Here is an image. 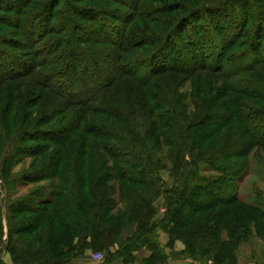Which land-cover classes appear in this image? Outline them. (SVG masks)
<instances>
[{
  "label": "trees",
  "instance_id": "obj_1",
  "mask_svg": "<svg viewBox=\"0 0 264 264\" xmlns=\"http://www.w3.org/2000/svg\"><path fill=\"white\" fill-rule=\"evenodd\" d=\"M61 1L16 0L5 9L14 22L1 21L21 41L0 28V180L8 193L0 264L2 253L11 264H67L87 249L104 253L101 264L132 263L141 249L150 252L142 264H164L159 231L169 246L183 243L173 258L240 264V249L264 240V206L243 201L236 185L264 149V0L175 5L182 17L159 0H111L112 8L67 0L58 19ZM207 72L222 85L165 83L167 74ZM25 77L43 88L35 99H26L35 85L22 95L12 83ZM130 100L142 102L140 111ZM26 106H40V116ZM136 113L146 116L145 131ZM16 121L11 133L6 123ZM228 127L240 136L214 145ZM25 160L30 168L15 172ZM156 204L165 207L160 218ZM234 204L251 212L255 235Z\"/></svg>",
  "mask_w": 264,
  "mask_h": 264
},
{
  "label": "rangeland",
  "instance_id": "obj_2",
  "mask_svg": "<svg viewBox=\"0 0 264 264\" xmlns=\"http://www.w3.org/2000/svg\"><path fill=\"white\" fill-rule=\"evenodd\" d=\"M16 2V0H14ZM67 0H62L60 2V5H59V10H58V19H60V15L65 13V9H66V2ZM71 3L75 4V5H81V6H85V7H110L112 8L113 6L115 7L116 4H114V2H112L111 0H70ZM224 2L227 4V7L232 6V7H236V5H240L242 3H245L246 0H181V1H177V0H159L158 4H155V5H161L163 7H169L170 10L172 9H176L178 8L177 6L175 5H182V3H187V4H192L190 6L192 7H196L199 3H204V2ZM13 2L12 0H0V28L1 27H4L3 25V22L2 21V17H7V19H9L11 21V23L14 22V19H15V14L14 12H6L5 9H7V7H12V8H15V5L16 3ZM118 7V6H116ZM69 12V10H67V13ZM71 12V11H70ZM71 17L75 19H77L76 16H74L71 12ZM174 17H182L184 15V13H181V11H176V12H173ZM233 15H235V12H231L230 13V16L233 17ZM162 16H165V15H162V14H158L157 17H151V18H159V17H162ZM78 20V19H77ZM89 23V22H87ZM112 24L114 22H111ZM144 23H147L146 21ZM40 23H39V20L35 21L33 26L34 28L36 29L35 31H38L39 32V28L40 27ZM87 24L86 23H82V26H86ZM149 29H151V31L153 32H150V33H153L155 34V32L157 31H154V27L152 24H149L147 23ZM142 27V26H141ZM5 29V31H9V32H4L6 33L4 35V33H2L0 31V40L2 39L1 37L4 35L7 37V39H14V40H17V41H21L20 38L18 37H15V36H11L9 35L10 32H13L14 29L13 28H3ZM70 29V28H69ZM143 29V28H142ZM159 29V28H158ZM83 31V30H82ZM70 32V30L68 31ZM42 44H38L37 46L40 47ZM2 47H6L5 46H2ZM7 53L9 55H19L20 52L19 50H17L16 48H13V47H6L5 48ZM20 51H24V54L28 53V50L27 49H20ZM26 56H28L26 54ZM30 57V56H28ZM12 58V57H11ZM224 69L226 70H233V67L232 66H227V67H224ZM200 76H186V75H179V74H167V76H165L164 78L165 79V83L167 84V86L169 87H173L175 85H178L180 86V89L181 90H194V84H193V81L196 79H199L201 81V83H204V80L205 82L207 83L208 81H210V83L213 82V84L215 83V85L217 87H220L222 85V82L223 80L218 78L217 76L215 75H212V74H208L207 73H202V74H199ZM195 77V78H194ZM199 77V78H198ZM200 77L202 79H200ZM211 79V80H210ZM15 84V86H18L20 88V92L22 95H25L26 94V91L25 89H23L22 87H27L28 86V83L29 84H33V87H34V92H31L30 95L28 94L26 96V99L28 100V98H34L37 97V91H40L42 90L43 91V88H38L39 86H36V84L32 81L31 78L29 77H25V78H21L19 80H15L14 82H12ZM52 84H55L56 82L55 81H51ZM17 90H15V92H17ZM46 91V90H45ZM35 96V97H34ZM135 99V95L133 96ZM30 99V100H31ZM245 100L246 101H250V102H253L252 99L250 98H247L245 97ZM4 101H5V98H4ZM141 102V101H140ZM139 101L137 102H134V100H130L129 103L131 104V106L133 108H135L136 111H140V105H142V102L140 103ZM186 103V102H185ZM1 104V102H0ZM3 103L0 105L2 106ZM28 105V104H27ZM44 105V103H43ZM46 108V106H45ZM43 109H44V106H43ZM46 110V109H45ZM25 111L26 112H31V115L32 117H34L35 119L40 116L41 114V107L39 106L38 108H32V107H28L26 106L25 107ZM137 115V118H136V122L138 124L139 127H142L143 126V123L144 121H146V125H144L142 127V130L145 131V129L147 128V119L145 120L146 116H144V114H138L136 113ZM145 123V122H144ZM18 121H16L14 123V125L12 124H8L6 123V126H7V129H11L12 128V132L13 133L16 129V126H18ZM16 125V126H15ZM21 128H27L26 125H21ZM240 136L239 134V129H237L236 127H231V128H225L223 129L220 134L218 135V143H215L214 145H219L221 143V141H225V142H232L234 139L238 138ZM166 150V149H165ZM164 150V151H165ZM159 154H162L163 151H160V150H157ZM29 160H25L23 163L21 164H18L15 166L14 168V171L15 172H20V171H23V170H26V169H29L30 166L28 165V162ZM249 161H250V164H249V173L246 175L245 178H242L240 179L241 181L238 182L236 185H237V194L238 196L245 202L247 203H254L255 201H259V203L264 206V149H257L254 151V153L251 154V156L249 157ZM205 165V164H204ZM161 176L164 180V185L165 186H169V184H171V178H170V175L167 171H162L161 172ZM29 188H22L19 190V193L20 194H27V192L29 191L28 190ZM8 193L7 191L5 190L4 188V185L2 183V181L0 180V201L2 202V205H3V208L5 209V206H6V203H7V200H8ZM157 208H158V218L162 217L164 212H165V207L164 206H159L158 204H156ZM233 208L232 209H235L239 212V214L241 215V217L243 219H245L246 222L249 223V226H250V230H251V235H255L256 233V228H257V221L252 217L251 215V212L247 209H245L242 205L240 204H234L232 206ZM5 211V210H4ZM5 213V212H4ZM3 223L6 224V220L5 218H3ZM4 231H5V236L4 238L6 237V225H4ZM254 237V236H253ZM158 238V237H157ZM159 242V241H158ZM248 246V247H247ZM247 248V249H240V254H239V262L240 264H260L263 262L264 260V240H261V239H258L256 237H254V240L250 242V244H246L243 246V248ZM255 252V253H254ZM253 253L254 255L256 254V257L253 256ZM3 254V253H2ZM1 254V255H2ZM250 256L252 258H250Z\"/></svg>",
  "mask_w": 264,
  "mask_h": 264
},
{
  "label": "crops",
  "instance_id": "obj_3",
  "mask_svg": "<svg viewBox=\"0 0 264 264\" xmlns=\"http://www.w3.org/2000/svg\"><path fill=\"white\" fill-rule=\"evenodd\" d=\"M158 241L160 246L164 249L165 253L169 256L164 264H197L193 260L184 257H171L170 254L173 252H179L183 250L184 245L180 241L174 242L173 246L168 244V235L163 232H158ZM94 252L90 249L85 250L82 254L75 256L67 264H101L92 258ZM150 254L146 249H141L135 252V260L129 264H142L141 261ZM1 260L4 264H11V257L8 253L1 255Z\"/></svg>",
  "mask_w": 264,
  "mask_h": 264
},
{
  "label": "built area",
  "instance_id": "obj_4",
  "mask_svg": "<svg viewBox=\"0 0 264 264\" xmlns=\"http://www.w3.org/2000/svg\"><path fill=\"white\" fill-rule=\"evenodd\" d=\"M92 258L93 260L99 262V263H102L104 261V253L103 252H94L92 254ZM112 264H124L122 262H115V263H112Z\"/></svg>",
  "mask_w": 264,
  "mask_h": 264
}]
</instances>
